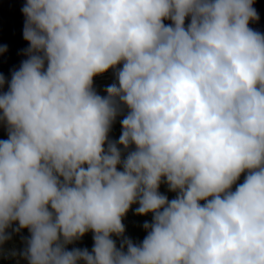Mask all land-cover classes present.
Returning a JSON list of instances; mask_svg holds the SVG:
<instances>
[{
	"label": "clouds",
	"instance_id": "9594fccd",
	"mask_svg": "<svg viewBox=\"0 0 264 264\" xmlns=\"http://www.w3.org/2000/svg\"><path fill=\"white\" fill-rule=\"evenodd\" d=\"M254 3L25 0L27 58L0 73V248L27 229L12 252L27 264H264ZM134 204L152 214L138 243L123 223ZM88 232L91 251L68 249Z\"/></svg>",
	"mask_w": 264,
	"mask_h": 264
},
{
	"label": "water",
	"instance_id": "95a60500",
	"mask_svg": "<svg viewBox=\"0 0 264 264\" xmlns=\"http://www.w3.org/2000/svg\"><path fill=\"white\" fill-rule=\"evenodd\" d=\"M24 3L25 0H0V46H7V51L0 55V73L8 80L12 70L18 69L21 61L27 58L23 54V50L29 46L23 38L25 17L21 9ZM254 7L259 14V21L251 23L250 27L264 33V0H255ZM169 23L165 21V24ZM107 76H115L113 70L94 77V80ZM4 90H7L6 85ZM243 178L239 183L243 182Z\"/></svg>",
	"mask_w": 264,
	"mask_h": 264
},
{
	"label": "trees",
	"instance_id": "16d2710c",
	"mask_svg": "<svg viewBox=\"0 0 264 264\" xmlns=\"http://www.w3.org/2000/svg\"><path fill=\"white\" fill-rule=\"evenodd\" d=\"M123 117L120 116L117 118L115 123L112 126V130L109 133V138L112 140H118L121 134V124L120 120ZM159 191L168 196L169 199L175 198L176 193L169 192L166 184H161ZM138 207L137 204L132 205L131 209L123 219V223L126 228L125 235L130 237L134 242H141L146 236V231L143 229L142 225L145 221L151 222L152 214L149 213L145 216H138L134 214L135 208ZM29 232L27 229H23L20 234H14L13 238L5 243L2 246L3 253L0 255V264H15L16 256L12 255V252L15 251L19 253L25 247L23 237H28ZM113 239L116 240L117 246H119V239L113 236ZM93 234L91 232L86 233L79 241H76L74 244L68 245V249L71 250L73 247L78 248H87L91 251L93 246ZM27 264V261L25 262Z\"/></svg>",
	"mask_w": 264,
	"mask_h": 264
},
{
	"label": "rangeland",
	"instance_id": "374dc122",
	"mask_svg": "<svg viewBox=\"0 0 264 264\" xmlns=\"http://www.w3.org/2000/svg\"><path fill=\"white\" fill-rule=\"evenodd\" d=\"M114 82H115V76L102 77V78L94 80V87H95L96 91L98 92V94L103 96V95H106V93L104 92L105 87L114 83ZM0 139H7V129L2 124H0ZM242 178H243V175L241 176V179ZM241 179H240V181H241ZM240 181H238V183ZM201 203H203V202H201ZM2 253H3V249L0 248V255ZM25 262H26V260H24L22 257L17 255L15 264H26Z\"/></svg>",
	"mask_w": 264,
	"mask_h": 264
}]
</instances>
